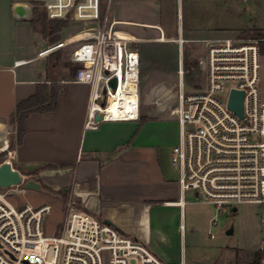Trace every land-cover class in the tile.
I'll list each match as a JSON object with an SVG mask.
<instances>
[{"label":"built area","instance_id":"2783aa9c","mask_svg":"<svg viewBox=\"0 0 264 264\" xmlns=\"http://www.w3.org/2000/svg\"><path fill=\"white\" fill-rule=\"evenodd\" d=\"M50 21L70 19L82 26L76 35L72 61L75 82L91 87L87 126L140 119V54L134 38L122 35L111 21V0H35ZM177 43L183 47L184 40ZM205 81L196 90L180 87L170 114L179 126V141L171 162L179 173L184 209L189 192L216 207L218 214L241 204L263 206L259 264H264V101L261 96V52L258 42L234 38L204 40ZM116 80V89L111 82ZM131 113L109 116L119 92ZM233 91L243 92V118L229 108ZM102 119L96 121V116ZM18 128L0 121V167L13 170ZM20 172V171H19ZM23 184L25 177L20 172ZM16 187V186H15ZM9 189V188H8ZM0 188V264H168L142 239L105 223V219L68 205L63 229L47 234L44 221L51 206L17 207L11 190ZM216 224V220L212 221ZM182 232L185 224H181ZM179 264H186L182 260Z\"/></svg>","mask_w":264,"mask_h":264},{"label":"crops","instance_id":"0c3cea01","mask_svg":"<svg viewBox=\"0 0 264 264\" xmlns=\"http://www.w3.org/2000/svg\"><path fill=\"white\" fill-rule=\"evenodd\" d=\"M238 1L233 0L228 8L238 5ZM19 2L0 0V121H10L17 104L35 95L39 85H55L60 91L53 111L27 116L26 132L17 149V169L35 166L29 172L34 173L32 178L52 173L65 179L62 176L72 174V180L82 187L90 212L145 241L165 263L185 261L182 257L188 201L184 209L174 204L181 193L179 173L171 162L172 148L179 141V126L169 110L181 86L189 91L204 84L188 86L191 71L184 49L187 43L199 39L193 9H207L209 0H111V21L122 35L136 40L134 47L140 54L142 111L138 121L103 122L96 129L87 126L91 87L75 82L77 69L72 74L63 70L65 64L78 68L72 61L75 47L65 53L62 61L50 63L53 51L76 40L64 41L51 51L50 38L37 32L43 46L31 40L26 43V26L36 31L32 21L14 19L12 7ZM258 6L252 0V9ZM184 9H188L187 17ZM17 30L24 32L20 40ZM178 38L184 40L183 47L178 45ZM228 38L231 37H202L200 64L207 57L204 40ZM157 46L173 47L178 57L142 56V47ZM145 77L150 94L147 103ZM167 97V102L163 101ZM175 129L176 139L169 144L163 142L164 134ZM60 183L54 186L67 190L69 182Z\"/></svg>","mask_w":264,"mask_h":264},{"label":"rangeland","instance_id":"374dc122","mask_svg":"<svg viewBox=\"0 0 264 264\" xmlns=\"http://www.w3.org/2000/svg\"><path fill=\"white\" fill-rule=\"evenodd\" d=\"M19 1L29 5L35 11L32 26L36 33L29 26H26V43H30L31 40L43 46L42 35L50 38L49 48H52L64 41L73 40L83 30L80 24L67 19L61 20L67 23L66 28L50 35L49 23L52 21L45 16V9L38 7L35 0ZM103 2L105 3L106 0H103ZM255 2L259 5L258 9H252V0H239L238 5L236 3L230 9L228 4H233V0H209L207 9H193L194 24L198 27L196 34L199 39L187 43L184 49L187 66L191 71V74L187 77L188 86L201 85L205 80L204 64L203 61L201 64L199 62L204 52L203 44H201L202 37L220 35L244 43L258 42L261 45V42L264 41V0H255ZM184 10L187 17L188 9ZM44 21L48 23L47 31H41V25ZM23 33L17 30L18 40L22 38L20 35ZM75 46V43H71L65 48L53 51L49 57L50 63L57 60L62 61L65 53L71 51V48L73 49ZM141 51L142 56L147 58L152 55L178 57L177 52L170 46L165 48L158 46L156 48L142 47ZM65 66L67 67L63 70L66 71V74H72L77 69L74 64L69 66L65 64ZM52 71L54 72V70ZM144 81V97L147 103L150 95L146 88L148 78L145 77ZM261 96L264 101V55L261 56ZM168 98H164L163 101L167 102ZM141 111L142 108L140 107V113ZM177 133V129L173 133H165L163 142L169 144L170 140L176 139ZM19 170L25 177L26 182L30 179L35 180L40 185V190L25 189L23 184L9 188L8 190L12 192L9 193L8 198L17 207L26 204L35 208L51 206V211L44 221L47 234H59L62 231L68 205L97 216V214L88 210L87 200L82 196V187L77 180H72V174L62 176L65 179L52 173H45L42 176L36 175L32 178L29 176L28 171ZM65 181L69 182L66 186L67 190L54 186ZM186 199L188 201L186 209L187 231L183 240L184 255L182 258L185 259L187 264H250L253 257L258 253L260 245L263 206L255 203H245L239 205L236 212L228 209L218 214L215 206L205 203L203 198H196L193 192H189ZM213 220H216V224L212 223Z\"/></svg>","mask_w":264,"mask_h":264},{"label":"trees","instance_id":"16d2710c","mask_svg":"<svg viewBox=\"0 0 264 264\" xmlns=\"http://www.w3.org/2000/svg\"><path fill=\"white\" fill-rule=\"evenodd\" d=\"M35 13V11H33ZM45 16L46 13H44ZM34 21V19H33ZM68 25L64 21H52L49 23L50 35H53L57 32H60L62 29L66 28ZM48 30V23L45 21L41 25V31ZM59 47V46H58ZM50 48L51 51L58 48ZM261 56L264 55V41L260 45ZM60 89L55 86H47L42 84L38 86L37 92L32 97L20 101L15 111L10 116V122L17 126L18 128V143L21 144L23 136L26 132L25 120L27 116L33 112L45 113L53 111L57 106V98ZM141 119V118H140ZM142 121H145V118H142ZM31 177L34 173H28ZM31 180V179H30ZM250 264H259V256L256 254L251 260Z\"/></svg>","mask_w":264,"mask_h":264},{"label":"water","instance_id":"95a60500","mask_svg":"<svg viewBox=\"0 0 264 264\" xmlns=\"http://www.w3.org/2000/svg\"><path fill=\"white\" fill-rule=\"evenodd\" d=\"M12 14L14 19L18 21H33L34 12L32 8L25 3H15L12 7ZM111 86L116 89V80L111 82ZM243 98L244 93L233 91L229 101V108L234 111L240 118H243ZM102 117L96 116V121H100ZM35 166L26 167L28 172L35 170ZM23 183L22 176L19 171L13 170L9 164H4L0 167V188L8 189L15 186H20ZM25 189L29 190H40V185L34 180H29L24 184ZM237 208H233V212H236ZM105 223L112 225L109 220H105Z\"/></svg>","mask_w":264,"mask_h":264},{"label":"bare ground","instance_id":"6f19581e","mask_svg":"<svg viewBox=\"0 0 264 264\" xmlns=\"http://www.w3.org/2000/svg\"><path fill=\"white\" fill-rule=\"evenodd\" d=\"M120 99L131 101V100L136 99V97L134 95L126 96L122 93V91H120L119 95L114 100L111 101V105L108 109L109 116H112V115L117 116L121 112L122 113H131L130 112L131 110L128 107L126 109L120 108V104H121Z\"/></svg>","mask_w":264,"mask_h":264}]
</instances>
